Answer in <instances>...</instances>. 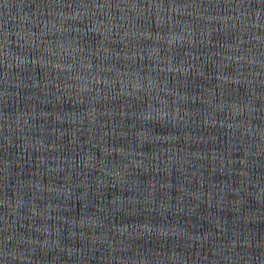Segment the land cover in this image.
Here are the masks:
<instances>
[{
    "label": "water",
    "instance_id": "obj_1",
    "mask_svg": "<svg viewBox=\"0 0 264 264\" xmlns=\"http://www.w3.org/2000/svg\"><path fill=\"white\" fill-rule=\"evenodd\" d=\"M0 264H264V0H0Z\"/></svg>",
    "mask_w": 264,
    "mask_h": 264
}]
</instances>
